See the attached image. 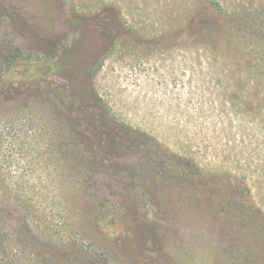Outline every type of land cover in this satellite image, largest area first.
<instances>
[{
	"label": "rangeland",
	"instance_id": "obj_1",
	"mask_svg": "<svg viewBox=\"0 0 264 264\" xmlns=\"http://www.w3.org/2000/svg\"><path fill=\"white\" fill-rule=\"evenodd\" d=\"M0 264H264V0H0Z\"/></svg>",
	"mask_w": 264,
	"mask_h": 264
},
{
	"label": "trees",
	"instance_id": "obj_2",
	"mask_svg": "<svg viewBox=\"0 0 264 264\" xmlns=\"http://www.w3.org/2000/svg\"><path fill=\"white\" fill-rule=\"evenodd\" d=\"M218 9H219V6H218ZM40 68H43V67H40ZM48 68V69H47ZM32 71H33V74L35 73L34 72V70H28L27 71V74L26 73H24L23 71H21V72H18V73H15L14 72V77H15V79H17V80H19V79H21V78H24V77H28V78H30L31 77V73H32ZM44 71V72H43ZM43 71H39V72H36V74H44V75H50V74H52V73H54L55 72V70H54V67L52 66V65H47V66H45V69H43ZM9 79V78H8ZM7 77L4 79V84L6 85V83H7ZM13 80H14V78H13ZM109 220H113V219H109ZM108 224H109V222H108ZM111 225H112V223H111Z\"/></svg>",
	"mask_w": 264,
	"mask_h": 264
}]
</instances>
